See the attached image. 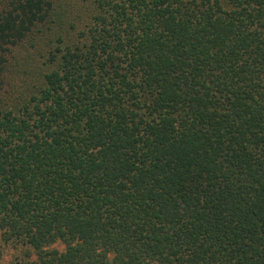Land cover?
Returning a JSON list of instances; mask_svg holds the SVG:
<instances>
[{
  "label": "trees",
  "instance_id": "16d2710c",
  "mask_svg": "<svg viewBox=\"0 0 264 264\" xmlns=\"http://www.w3.org/2000/svg\"><path fill=\"white\" fill-rule=\"evenodd\" d=\"M4 82L0 260L264 264V0H0Z\"/></svg>",
  "mask_w": 264,
  "mask_h": 264
},
{
  "label": "rangeland",
  "instance_id": "374dc122",
  "mask_svg": "<svg viewBox=\"0 0 264 264\" xmlns=\"http://www.w3.org/2000/svg\"><path fill=\"white\" fill-rule=\"evenodd\" d=\"M43 61V59H42ZM20 89H18L19 91ZM16 94V92H15ZM14 97V92L8 83H2L0 84V106L3 104L8 103L10 105V101ZM3 256L0 260V264H23L29 260V255L27 249L21 248L16 245L12 244H4L3 245ZM52 248H57L59 250H64L65 246L63 244H57L53 246ZM35 256L31 255V258H34Z\"/></svg>",
  "mask_w": 264,
  "mask_h": 264
}]
</instances>
